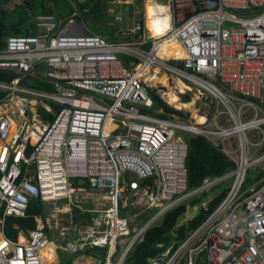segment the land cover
I'll list each match as a JSON object with an SVG mask.
<instances>
[{"label":"built area","instance_id":"obj_1","mask_svg":"<svg viewBox=\"0 0 264 264\" xmlns=\"http://www.w3.org/2000/svg\"><path fill=\"white\" fill-rule=\"evenodd\" d=\"M148 2L169 16L155 36ZM143 4L133 41L71 22L0 44V68L20 73L0 79V264H128L168 210L226 181L213 210L212 198L198 203L206 219L158 242L146 264H264V0ZM173 41L181 57L159 53ZM151 91L185 117L147 112ZM179 131L203 135L233 167L189 189ZM33 199L45 214L10 237L6 219Z\"/></svg>","mask_w":264,"mask_h":264},{"label":"trees","instance_id":"obj_2","mask_svg":"<svg viewBox=\"0 0 264 264\" xmlns=\"http://www.w3.org/2000/svg\"><path fill=\"white\" fill-rule=\"evenodd\" d=\"M71 1L78 6L80 13L86 15L92 12L99 0ZM22 8L26 9V14L21 12ZM73 12L74 8L72 4L67 0H7L0 6V44H3L5 38L9 35L38 34L39 31L37 29L35 17L39 15H52L56 22L54 31H57L59 27H63L66 24L69 16L72 15ZM163 46L164 45H162L161 48ZM19 74L20 73L15 70L0 68V79L12 80ZM23 81L38 88H49V85L42 84L35 77H25ZM151 95L153 98V106L146 109L147 112L162 117H172V114L175 113L182 118L185 117L182 111L167 104L154 91H151ZM4 96L5 93L0 91V99ZM187 141L189 151L186 165L188 168L189 189L198 187L205 177L222 175L233 167V163L224 153L212 145L203 135H190ZM261 173L260 176L264 175L263 171ZM226 192L227 189L212 198L209 203L210 211L221 202ZM205 194L206 193L203 195ZM202 196L193 198L189 203L197 205L201 201ZM188 205L187 202H183L173 207L164 214L159 223L149 228L145 232L143 240L136 244L131 251L128 257V264H146L147 257L155 255L158 252L159 248L156 246L158 242H169L173 232L176 234V236H174L175 240H182L191 229L199 226L210 212L199 208L195 216L188 219L186 222L179 223V219L186 212ZM44 214V203L39 199H33L29 204L26 216H9L6 219V231L8 235L13 238L16 236L17 229L14 227L15 224L24 229L34 228L36 225L34 219L35 215Z\"/></svg>","mask_w":264,"mask_h":264},{"label":"rangeland","instance_id":"obj_3","mask_svg":"<svg viewBox=\"0 0 264 264\" xmlns=\"http://www.w3.org/2000/svg\"><path fill=\"white\" fill-rule=\"evenodd\" d=\"M67 1H70L71 3V0H67ZM126 1L128 2H117V0L112 2L111 0H105V2H109L107 4V7L113 8L114 13L119 14L120 18H116L115 15H112L111 11H106L105 8L104 10H101L102 8L99 9V6L100 4L102 5L103 0L97 1L96 7L92 10L90 14L83 15L80 20L76 19L79 22L80 26L82 27L83 33L87 34L89 33L88 31H91L93 33L102 34V35H106V33H109V36L112 35L114 36L115 34L117 35L120 34L122 36L124 33L129 32L130 29H132L137 22L141 21L142 10L144 12V4H143V0H126ZM21 12L23 14H26L25 13L26 9L22 8ZM245 14H249V12H246ZM38 17H35L36 23H41V22L50 23L51 19L38 18ZM52 20H54V18ZM37 27H38L37 28L38 31H40L39 33H41L44 30H46L47 25L37 24ZM183 109L185 110L184 112L187 113V117L190 116L191 112L192 113L194 112L193 108H187L183 106ZM187 119L182 121L189 123L190 121ZM178 133L182 135L184 138H187L190 135H192L191 133H187L185 131H179ZM260 170H261L260 167L255 168V170L251 169L248 172V176L250 178H253L256 176V173H258ZM228 184H230L229 181H226L223 184L212 188L210 191L206 192V194L201 197V201H208L209 199L213 198L214 196L222 192L224 187L227 186ZM188 204L189 205L187 206L186 212L179 219V223L186 222L188 219L195 216L199 210V204L192 205L189 203V201ZM67 214H70V212Z\"/></svg>","mask_w":264,"mask_h":264},{"label":"bare ground","instance_id":"obj_4","mask_svg":"<svg viewBox=\"0 0 264 264\" xmlns=\"http://www.w3.org/2000/svg\"><path fill=\"white\" fill-rule=\"evenodd\" d=\"M148 19V27L152 34L155 36L161 33L169 25V16L166 12V8L157 2H148L146 5ZM164 46L160 48L159 53L174 57H181L183 55V50L177 41L171 43H164ZM164 79V78H163ZM176 97H172L171 101H176ZM202 120V119H201ZM199 120V121H201Z\"/></svg>","mask_w":264,"mask_h":264},{"label":"crops","instance_id":"obj_5","mask_svg":"<svg viewBox=\"0 0 264 264\" xmlns=\"http://www.w3.org/2000/svg\"><path fill=\"white\" fill-rule=\"evenodd\" d=\"M7 0H5L4 2H3V4L6 2ZM82 1V0H81ZM83 1H85V0H83ZM112 2L113 1H116V0H111ZM117 2H128V1H126V0H117ZM109 2H105L104 0H103V3H102V5L100 4V6H99V9H101V10H104V8H105V10L106 11H111V13H112V15H115L116 16V18H120V15L119 14H116V13H114V9L113 8H111V7H107V4H108ZM71 4H72V7L74 8V12L72 13V15H70L69 16V18H68V20H67V22H66V24H69V23H71V22H74V23H76V25L78 26V29H79V31L80 32H83V29H82V27L80 26V24H79V22L76 20V19H78V20H80L81 18H82V16H83V14L82 13H80V10H79V8H78V6L77 5H75V3H73L72 1H71ZM1 6V5H0ZM65 13V12H64ZM142 13H143V10H142ZM38 17V16H37ZM38 18H47V19H53L54 17L52 16V15H39V17ZM141 19H142V16H141ZM50 20V23H55V25H56V22L54 21V20H52L51 21ZM47 23H49V22H41V23H37V24H47ZM65 24V25H66ZM135 27V26H134ZM134 27L132 28V29H130V31L129 32H127V33H124L122 36L119 34V35H117V34H115L114 36L112 35V36H109V33H106V35H104V36H106V37H108V38H110V39H113V40H117V41H119V40H122V41H133V39H134V37H138V33H133V29H134ZM38 28V27H37ZM40 32V31H39ZM88 32H91V31H88ZM108 34V35H107ZM116 38V39H115ZM15 229H17V231H18V229H19V226L17 225V224H15ZM21 228V227H20ZM26 230V229H25ZM17 234V233H16Z\"/></svg>","mask_w":264,"mask_h":264},{"label":"water","instance_id":"obj_6","mask_svg":"<svg viewBox=\"0 0 264 264\" xmlns=\"http://www.w3.org/2000/svg\"><path fill=\"white\" fill-rule=\"evenodd\" d=\"M4 1L5 0H0V5H2ZM40 68L43 69L44 67L43 66H40ZM177 118H180V116H177Z\"/></svg>","mask_w":264,"mask_h":264}]
</instances>
